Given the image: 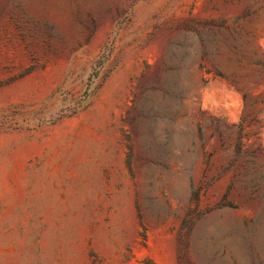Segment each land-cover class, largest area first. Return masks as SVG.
I'll return each mask as SVG.
<instances>
[{
  "label": "rangeland",
  "instance_id": "rangeland-1",
  "mask_svg": "<svg viewBox=\"0 0 264 264\" xmlns=\"http://www.w3.org/2000/svg\"><path fill=\"white\" fill-rule=\"evenodd\" d=\"M0 264H264V0H0Z\"/></svg>",
  "mask_w": 264,
  "mask_h": 264
}]
</instances>
